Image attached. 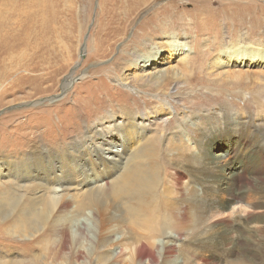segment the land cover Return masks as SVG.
I'll use <instances>...</instances> for the list:
<instances>
[{
  "label": "rangeland",
  "instance_id": "1",
  "mask_svg": "<svg viewBox=\"0 0 264 264\" xmlns=\"http://www.w3.org/2000/svg\"><path fill=\"white\" fill-rule=\"evenodd\" d=\"M26 1L34 3V0ZM202 1L136 0L131 3L130 0H40L34 8L25 6L19 0H16L18 7H11L14 10H9L6 15V23L0 27V146L20 141L22 138L18 137L22 132L36 134L45 128H49L48 132H52L54 129H61L63 133H67V129L71 127L72 121L76 117L77 109L83 114L82 119L79 116L78 118L80 126L85 129L86 126L93 124L98 119H102L108 113L114 114L119 118L120 112L118 110L120 108L125 109L127 112L142 115L148 114L150 110L154 109V105L160 107L163 105L168 110L163 113L162 120L155 122L158 125L154 130L158 132L157 136L159 135L160 137L161 153V158L157 161L159 169L155 171L157 173H151L153 176L157 174L159 176L157 177L158 184L156 183V187L159 189V186L165 180H168V184H173L172 187L176 186L178 189L186 184L192 185V183H195L198 194L203 197L204 195L208 196V192H206L208 187L206 186L207 188L205 189L202 182L198 181V183L195 181L199 179L194 177V174H197L194 166H183L184 168L182 169H178L175 166L177 170L173 169L172 165L164 166L169 157H171V152H169V147L165 144L166 139H164L165 136L163 135L168 134L178 123H190L191 119L198 116L200 120L205 118L212 121L210 124L212 128L222 126L228 130L231 129V126L226 124L224 118L229 119L228 121L233 126L238 124L240 119L245 121V124L259 122L255 130L257 133L247 132V130L243 131L245 128L248 129V126L244 124L245 127H241L239 123L240 126L238 125L239 127L234 128V130L236 129V132L240 131V135H234V137L229 138L217 133L212 134L202 145V148H198L197 143L199 141L197 139L201 138L203 134L201 135L200 132L193 133V142L188 141V145L189 149L195 154L201 149L202 153H204V161L219 160L221 157L225 158L231 169H226V167L221 165L220 176L226 177L225 173L232 171L234 167L233 169L237 170V180L250 182L251 188H249V191L247 189L249 199L250 201L252 199L253 203L259 202L254 211L264 209L263 192L257 184L253 187V183L256 180L264 181V141H261L259 137L260 133H264V59H259L254 65H234V62L230 64L229 60L219 53V49L226 47L227 44L233 41L230 38L233 33L235 37L237 35L241 36L242 43L246 49L256 52L260 51L258 53L259 58L264 55V0ZM220 1L224 3H226L225 1H230L228 3L230 5H221L218 3ZM3 2L5 1L3 0ZM0 3H2V0H0ZM170 3L176 6L167 7L166 5ZM204 3L209 6L206 13L202 12L201 4ZM123 6H126L128 10L138 11L135 19H133L132 23H130L131 20H128V24H130L125 34L123 29L126 28L127 24H124L122 29L116 30V33L112 35L113 38H109L111 42L115 41L110 49L97 52L94 50V43L99 38L97 37L98 30L100 33L111 32L109 28L106 30L105 27H102V25L106 26L109 21L107 12L111 11L109 13L113 16L109 24L111 27L114 24V20H119L115 18L116 15L118 16L116 12H119ZM161 7L163 8L160 9ZM210 9L212 11L223 9V13L226 12L227 17L226 13L221 15L220 11V14H216V12L212 14ZM155 11H157L156 15ZM123 12L119 13L120 17H122ZM242 14L243 16H241ZM32 16V20L29 21ZM208 17L214 18L211 25L216 24V26H213V28H207ZM145 18L148 20L144 24V28L142 27V30H140L139 37L136 38V42L133 41L131 43V37L134 36L138 29L137 27L140 26ZM162 20H165V24L162 25L163 28L160 31L155 26ZM233 24L238 25V27L232 28ZM54 27L59 30V42L65 48H71L69 50L71 55L68 58L65 51L61 57L58 56L47 61H43L42 58L39 60L36 54L38 52L42 54L45 49L54 45ZM122 31L124 38L120 41L115 40L114 37L117 33ZM45 33H49L48 36ZM167 33L175 34L177 38L179 36L186 37L187 46L190 48V51H188L189 56L195 57L197 54L198 58H196L197 56L195 57L196 59L190 58L189 62L181 64V62H177L178 55L168 59L166 57L168 52L164 50L159 58L152 62L153 68L150 66L146 67L147 70L142 72L139 69L128 66L130 59L134 57L133 51L135 54H140L151 47L163 45L162 43L167 39ZM47 38L49 39L47 40ZM104 38L103 36L102 40ZM127 43L131 44L126 49V54L127 52L131 54L126 59L120 58L116 60L119 51L122 50V46ZM219 43L224 44V46H218ZM69 44L70 46H68ZM102 47V49H105L106 45ZM197 50L205 54L203 60H199L200 53H196ZM67 58L68 67L59 70ZM195 61L201 69V72L197 74L200 76H196L198 81L186 83V77L182 73L189 74L192 67L197 65ZM159 68H164V70L178 69L181 73L176 79L177 85L174 82H170L166 88L161 87L163 89H160L155 87L154 84L149 85L141 79L144 74L151 73ZM70 74H72L71 81L63 90L61 88L63 81ZM119 74L127 77L125 84L117 82L116 78H118ZM165 82L167 83L168 80H165ZM158 89L160 91H156ZM84 101L87 102V105ZM185 119L190 121H184ZM248 119L250 121H247ZM160 124L166 130L164 128L163 130L159 129ZM3 140L6 143H2ZM214 143L219 146L215 147ZM97 155L99 156V154ZM48 163L50 162L47 161L46 164L48 165ZM59 165V162L48 165L52 167L51 172L55 176L58 175L55 173L54 166L59 167ZM203 168V171L201 169V173L203 172L202 176L214 174L213 170ZM77 169L81 171L80 169L82 168L77 166ZM185 169H189L191 172H187ZM107 170L111 171L113 169L107 168ZM173 171H177V174L181 177L179 186L174 180L173 182L176 185L169 181L175 177ZM116 173L112 174V176ZM84 182L86 180H83V184H85ZM172 187L171 189L173 190ZM4 188L1 185L0 192ZM224 195V193L220 192L217 197L218 200L221 201L223 199L225 201ZM211 197L213 198L214 196ZM246 202L244 200L235 202V206L237 204V207H239L237 209L244 215L249 210ZM208 207L210 208V206ZM224 211L226 212V210ZM85 212L90 214L88 210ZM86 213H84V209L79 211L77 215L79 221H75V225L71 228L73 233L77 234L78 223L85 222L92 226L90 219L85 215ZM56 214L59 217L68 215L62 206H59ZM259 214L261 213H255V215ZM224 215L228 219L231 217L228 212ZM9 219L10 217L6 218V221H8L7 229L6 227L0 229V235L9 244L5 252H9V257L19 260L21 264H28L26 260L31 257L24 251L25 243L34 246L32 252L36 257L44 254L42 251L44 249L41 250V248L45 247V245H53L54 236L49 231L44 235L32 238L28 235L24 236L28 233V229L25 232L21 231L22 234L15 231L19 227H27L26 223L24 221H15L10 224ZM1 220L3 221V219ZM117 224L119 225L116 231L118 235L115 234L112 237V242L105 247L106 250L115 252L112 262H116V264H176L178 261V264H219L228 255L223 248L216 249L207 242L204 247L188 252V258L182 256L181 260V255L178 256L181 251L176 246L174 252L164 253L162 251L160 246L165 239L157 235L158 237L156 236L155 239L153 237L149 238V240L153 239L152 251L155 260L152 263L148 259L139 260L133 256L131 245L135 241L145 238L146 232L140 229L133 230L128 228V223L123 218H120ZM108 228L112 229L110 226ZM108 228H105L102 232L90 231L88 237L84 236L80 249L86 253L88 249L93 250L96 247L98 253L100 246L96 245V239L100 234H102V237L106 236L107 238ZM169 231L172 233L171 230ZM122 232L126 235L124 243L120 244L117 243V240ZM184 234L189 236L186 232ZM181 237H184V235H181ZM182 241L184 242L183 250H187L189 245H192L190 238L187 241ZM174 245H177L176 242ZM185 245L187 246L184 247ZM0 249L4 253L5 245L0 244ZM102 249L103 247L101 246ZM82 258L88 259L84 254ZM88 260L91 261L89 264H95L92 259ZM245 262L252 264L249 261Z\"/></svg>",
  "mask_w": 264,
  "mask_h": 264
},
{
  "label": "bare ground",
  "instance_id": "2",
  "mask_svg": "<svg viewBox=\"0 0 264 264\" xmlns=\"http://www.w3.org/2000/svg\"><path fill=\"white\" fill-rule=\"evenodd\" d=\"M4 1L6 3L3 0L0 3V27L6 23V15L9 10L12 11L14 10L13 8L18 7L16 0ZM19 1L25 6L34 8L40 2V0H34V3H28L26 0ZM134 1L136 0H130L131 3ZM225 2L220 1L218 3L224 6L230 3V1ZM126 6L121 7V10L116 12L118 16L116 15L115 18L119 20H114V24L111 27L109 24L113 16L109 13L111 11L107 12L109 18L108 26L100 25L105 27L106 30L109 28L111 32L105 31L104 34L98 30V34H96L99 38H95L97 41L94 43V50L99 52L100 50L107 51L110 49L115 41L111 42L109 38H113L112 35L116 33L115 31L122 29L123 25L127 24L126 28L124 27L125 29H123L125 34L129 24L132 23L138 12L126 9ZM166 6L176 5L170 3ZM201 6L203 8L202 12H208L209 6L207 4L205 5L204 3ZM210 10L212 14H215V12L217 14L219 11L222 13L221 15L226 13H223V9ZM122 11L124 12L122 17H120ZM156 12H154L155 15ZM32 18L33 16L29 21ZM208 18V21L205 20L207 21V28L216 26V24L211 25L214 18ZM128 20H131L129 24ZM147 20V18L143 19L140 26L137 27V31L134 29L136 32L131 37V43L133 41L136 42L135 40L139 37L140 30H142V27L144 28ZM214 23L216 22L214 21ZM164 24L165 20H162L155 27L161 31ZM234 27L236 28L238 25L233 24L232 28ZM53 32H55L54 45L45 49L42 54L38 52L36 56L39 60L42 58L43 61H47L58 56L61 57L65 51L66 56L70 57L69 50L71 48H65L58 40V28L54 27ZM45 34L48 36L49 33ZM124 34L123 31L117 33L114 39L120 41L124 38ZM232 35L230 38L233 41L227 44L226 47L219 49V53L228 59L230 64L234 62V65H254L259 59H264V55L259 58L258 53L260 51L256 52L246 49L242 43L241 36L237 35L235 37L233 33ZM103 36L105 38L102 40ZM187 42L184 36L177 38V35L167 33V39L162 43L163 45L151 47L140 54H135L133 51L134 57L133 59L131 58L132 56L130 57L128 66L144 72L147 70L146 67L150 66L153 68L152 62L158 59L164 50L168 52V55H166L168 59L178 55L177 62H181V64L189 62L190 58H198L197 54L196 58L189 56L188 51H190V48L187 46ZM130 44L127 43L122 46V50L119 51L116 60L129 57L131 53L127 52L126 54V49ZM104 45H106V48L102 49ZM218 46L223 47L224 44L219 43ZM198 52L199 50L196 53ZM199 57V60H203L205 54L200 53ZM68 58L60 66L59 70L68 67ZM195 64L197 65L192 67L189 74L182 73L186 77V83L198 81L196 76H200L197 74L201 72V69L196 61ZM180 73L176 68L171 70L159 68L151 73L144 74L141 79L149 85L154 84L155 87L163 89L161 87L166 88L170 82H174L177 85L176 79ZM120 75L116 78L117 82L125 84L127 77ZM71 77L72 74L65 77L61 86L63 90L71 81ZM165 80H168V82L166 83ZM160 89L156 91H160ZM85 104L87 105V102ZM166 110L168 108L166 109L163 105L161 107L154 105V109L150 110L148 114L140 115L120 108L118 110L120 112L119 118L114 114L108 113L102 119L96 120L93 124L83 129L79 121V118L82 119L83 114L77 109L76 117L73 119L71 127L67 129V133H63L61 129H54L52 131L54 133L50 135L52 132H48L49 128H45L36 134L22 132L18 137L22 138L20 141L0 146V186L3 185L5 187L0 192V218L3 219V221L0 219V229L3 227L7 229L8 221H6V218L10 217V224L15 221H24L26 223L27 227H19L15 231L16 233L22 234L28 229V233L24 236L28 235L32 238L44 235L48 231L54 236L53 245H45V247L41 248V250L44 249L42 250L44 254L39 257H36L32 252L34 246L28 243L24 244V251L31 257L26 260L28 264H89L91 261L88 259H92L95 264H116V262H112L115 252L108 251L105 247L112 242V237L117 234L116 231L119 227L117 221L120 218L127 221L128 228L133 230L140 229L146 232L145 238L139 239V241H135L131 245L133 256L139 260L148 259L151 263L155 260L152 251L153 239L149 240V238L153 237L155 239L158 235L165 239L160 246L162 251L164 253L174 252L175 248L178 247L181 251V253H178V256L181 255V258L179 257L181 260L182 256L188 258V252L196 251L209 242L214 248H223L227 251L228 255L219 264H250L245 261H249L252 264H264V209L254 211L259 202L253 203L252 199L251 201L249 199L247 189L249 191V188H251L250 182L237 180V170H234V167L232 171L225 173L226 177L220 176L221 165L226 167V169H231L225 158L221 157L219 160L204 161V153H202L201 149L195 154L189 149L188 145V141L193 142L192 134L197 132H200L201 135L203 134L201 138L197 139L199 141L197 143L198 148H202V145L212 134L217 133L229 138L234 137V135H240L241 132H236L234 128H238L240 125L245 127V121L240 119L238 124L233 126L228 121L229 119L224 118L226 124L231 126V129L228 130L222 126L212 128L210 127L212 121L205 118L200 120L198 116L191 119L190 123H178L168 134L163 135L165 136L164 139H166L165 144L169 147V152H171V157L167 158L168 161L164 166L172 165L175 170L177 168L182 169L184 168L183 166H194L196 168L195 173H197L194 174V177L199 179L195 181L202 182L205 189L208 187L206 191L208 196L204 195L201 197L195 188V183H192V185L186 184L178 189L176 186L172 187L173 184H168V180H165L159 186V189L156 187L158 184L157 177L159 176L158 174L153 176L151 173L159 169L157 161L161 158V153L160 137L159 135L157 136L158 132L154 131L158 123L155 124V122L162 120L163 113ZM187 121L189 122L190 120ZM247 121L250 120L248 119ZM258 123L245 124L248 129L245 128L243 131L247 130V132L257 133L255 130L259 125ZM160 125L159 129L163 130L164 126ZM263 136L264 133H260L261 141H264ZM2 143H6V141L3 140ZM214 146L217 147L219 145L214 143ZM47 161L52 164L60 163L59 167L54 166L55 173L59 177L51 172L52 167L48 166L50 163L46 164ZM77 166L82 168L80 169L81 171H78ZM203 167L213 170L214 174L202 176L203 172L201 173V169L203 171ZM107 168H112L113 170L108 171ZM186 171L191 172L189 169ZM115 172L117 173L112 176ZM173 173L175 177L169 181L173 182L174 180L179 186L181 177H179L177 171H173ZM76 180L80 181L77 182ZM83 180H86L85 184H83ZM175 183L174 185H176ZM255 184L262 190V198L264 199V181L256 180L253 183V187ZM220 192L225 194V201L221 200L223 202L217 198ZM239 200L247 201L246 205L249 210L245 215L237 209L239 208L237 204L235 206V202ZM59 206H62L68 215L59 217L56 214ZM81 209H84V213L87 210L89 211L90 214L86 213L85 215L90 219L92 226L85 222L78 223V231L75 234L71 228L75 225V221H79L77 215ZM223 209L230 214L231 217L229 219L225 218L224 214L226 212ZM257 212L261 214L255 215ZM108 226L112 227V229H109ZM105 228L109 229L107 238L106 236L102 237V234H100L96 239V245L100 246V251L97 253L94 246L95 248L92 247L93 250L88 249L84 253V250L80 249L84 236L88 237L90 231L102 232ZM125 230L128 231L126 228ZM184 232L191 236L189 237ZM125 235L124 232L120 233L117 243L123 244ZM181 235H184V237H181ZM189 238L192 245H189L187 250H183L184 242L182 240L187 241ZM175 242L177 245H174ZM0 244L5 245L4 253L0 251V264H21L19 260L9 257V252L5 253L9 244L4 241L1 235ZM101 246L103 247L102 250ZM156 247L158 248V246ZM83 254L88 259L82 258ZM178 263L179 261L176 262V264Z\"/></svg>",
  "mask_w": 264,
  "mask_h": 264
}]
</instances>
